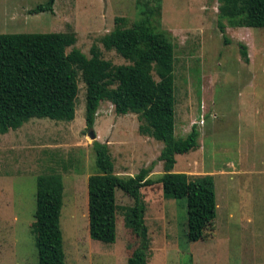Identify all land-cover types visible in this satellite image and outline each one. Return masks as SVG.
Instances as JSON below:
<instances>
[{"label": "rangeland", "instance_id": "obj_1", "mask_svg": "<svg viewBox=\"0 0 264 264\" xmlns=\"http://www.w3.org/2000/svg\"><path fill=\"white\" fill-rule=\"evenodd\" d=\"M47 0H0V34L73 33L75 48L90 58L97 46L113 65L128 64L100 39L124 18L143 17L155 0H56L53 13L31 14ZM155 21L174 45L175 135L195 126L196 149L176 157L175 172L211 175L216 195L214 228L202 241L187 239V200L165 199L156 183L142 188L151 240L147 264H264V28L217 26L216 0H160ZM246 48V62L241 55ZM68 52L70 49L67 50ZM157 80V78L155 77ZM137 115L119 116L102 101L93 131L108 144L114 172L162 175V143L139 133ZM85 126V86L79 82L75 119H31L0 134V264H38L34 212L36 178L62 175L60 216L65 264H127L138 244L132 201L117 191L116 241L104 244L88 232V177L95 154Z\"/></svg>", "mask_w": 264, "mask_h": 264}, {"label": "trees", "instance_id": "obj_2", "mask_svg": "<svg viewBox=\"0 0 264 264\" xmlns=\"http://www.w3.org/2000/svg\"><path fill=\"white\" fill-rule=\"evenodd\" d=\"M56 0L39 4L30 13H53ZM158 4L147 7L143 17L124 26L116 18L115 28L100 42L128 64L113 65L102 58L97 46L88 58L75 48L73 33L0 34V134L17 130L31 119L71 122L75 119L79 82L85 86V126L93 129L102 101L113 105L117 115H137L139 133L162 143L158 161L163 173L153 181L150 169L135 176L114 172L108 144L93 141L95 174L88 177V232L97 242L116 241L117 191L132 201L131 226L138 244L127 264H147L151 240L145 224L146 205L142 188L156 183L165 199L187 200V239L202 241L214 228L216 195L211 175L192 177L175 172L176 157L197 148L195 126L184 138L175 135L174 45L157 30ZM217 26L228 43L225 28H264V0H216ZM70 49L68 52L67 50ZM241 55L246 62V48ZM157 78V80L155 79ZM63 179L57 172L36 178L34 212L38 264H65L60 216Z\"/></svg>", "mask_w": 264, "mask_h": 264}, {"label": "water", "instance_id": "obj_3", "mask_svg": "<svg viewBox=\"0 0 264 264\" xmlns=\"http://www.w3.org/2000/svg\"><path fill=\"white\" fill-rule=\"evenodd\" d=\"M88 137L92 140V142L96 141V138H97L95 132L92 129L89 131Z\"/></svg>", "mask_w": 264, "mask_h": 264}, {"label": "crops", "instance_id": "obj_4", "mask_svg": "<svg viewBox=\"0 0 264 264\" xmlns=\"http://www.w3.org/2000/svg\"><path fill=\"white\" fill-rule=\"evenodd\" d=\"M98 138V137H97ZM97 140V139H96ZM177 165V164H176ZM176 165H175V167H176ZM175 167H174V169H175Z\"/></svg>", "mask_w": 264, "mask_h": 264}]
</instances>
